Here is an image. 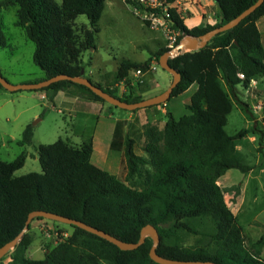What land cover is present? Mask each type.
Instances as JSON below:
<instances>
[{
  "label": "trees",
  "instance_id": "16d2710c",
  "mask_svg": "<svg viewBox=\"0 0 264 264\" xmlns=\"http://www.w3.org/2000/svg\"><path fill=\"white\" fill-rule=\"evenodd\" d=\"M257 1L217 0L221 21L204 28L189 29L185 19L170 10L174 29L183 33L177 45L188 35L199 37L227 24ZM12 6L18 8L17 25L36 46L34 62L46 73L43 80L62 74L80 76L84 70L83 50L96 46L106 0H63L61 5L54 0H0L2 46H6L2 13ZM82 15L88 18L89 28L80 39L74 26ZM263 17L264 3L240 25L213 38L206 48L170 60L182 76L172 98L198 85L189 105L191 114L177 119L168 111L163 148L160 150L150 143L146 148L148 156L136 153L135 139L126 137L123 142L117 126L115 135L119 139L111 147L123 149L128 170L126 181L92 162V142L75 147L59 139L53 144L40 145L41 173L16 176L25 165L26 153L12 162L0 161V248L21 234L30 213L48 211L85 222L128 243L139 242L142 229L153 225L161 238L158 253L169 259L264 264L261 258L264 235L251 247L246 245L243 227L226 202V190L219 184L231 169L243 174L251 170L238 156L236 147V141L248 131L231 136L226 126L237 99V86L264 77V41L258 25ZM170 50L163 49L157 59ZM139 67L142 66L125 61L117 78L124 80L131 70ZM96 85L123 101H143V97H119L110 88ZM39 91L51 102L59 92L65 91L107 103L89 88L67 80ZM252 132L259 135L264 157V127L255 126ZM33 137L34 128L29 125L19 143L31 144ZM155 158L161 159L160 166H155ZM205 218L215 225L216 239L220 241L217 250L193 253L171 243L177 230L192 231L188 221ZM68 226L72 234L41 260L27 257L32 240L26 232L9 264H100L103 260L109 264H158L150 257L151 238L137 250L124 251L82 228Z\"/></svg>",
  "mask_w": 264,
  "mask_h": 264
},
{
  "label": "rangeland",
  "instance_id": "374dc122",
  "mask_svg": "<svg viewBox=\"0 0 264 264\" xmlns=\"http://www.w3.org/2000/svg\"><path fill=\"white\" fill-rule=\"evenodd\" d=\"M54 1L61 5L63 0ZM169 1L173 3L172 9L181 17L191 19L187 26L200 23L204 28L221 21L215 0ZM17 9L12 6L2 13L6 46L0 45V72L14 85L39 82L46 78V73L34 62L35 44L17 25ZM258 25L264 41V17ZM99 27L95 48L83 50L81 56L85 77L110 88L119 97H143V100L159 95L171 86L174 75L161 67L163 55L157 59L163 49H171L172 37L177 33L170 25L169 18L153 25L144 9H136L123 0H106ZM88 28V18L79 16L74 29L80 39L84 38ZM185 52L193 51L187 49L181 54ZM125 61L142 67L131 70L128 77L120 80L117 78L118 70ZM138 69L142 70L144 76L136 74ZM223 85L229 92L224 82ZM197 89L198 85L194 84L188 91L166 103L136 111L123 110L109 103H104L105 108L101 110L85 104L78 106L77 114L72 115L66 106L58 103L61 98L51 102L42 98L41 91L10 92L0 87V161L12 162L26 153L25 165L16 172V176L41 173L40 145L63 139L72 146L81 147L94 141L92 162L126 181L128 170L123 149H113L111 143L118 141L119 137L123 142L126 137L133 138L136 153L141 156H148L146 148L150 143L162 150L167 112L177 119L191 114L189 105ZM29 125L34 128L33 141L21 145L19 142L23 139V132ZM117 126L119 137L115 135ZM255 126L264 127V77L237 86V99L226 126L231 136L242 130L248 131L236 141V147L238 156L251 170L243 174L231 169L219 180L226 190L225 199L229 208L243 227L248 247L264 235V157L260 152L259 135L252 132ZM153 160L155 166H160L161 159ZM135 183L139 187V180ZM188 224L192 231L177 230L171 243L193 253L213 252L219 248L220 241L216 239L215 225L211 220L194 219ZM28 234L32 243L26 255L41 260L60 241L68 238L72 229L66 224H56L47 219L34 220ZM148 238L152 239V235H148ZM13 252L11 250L2 257L0 264H9ZM261 258L264 260V247ZM100 264L109 263L103 260Z\"/></svg>",
  "mask_w": 264,
  "mask_h": 264
},
{
  "label": "water",
  "instance_id": "95a60500",
  "mask_svg": "<svg viewBox=\"0 0 264 264\" xmlns=\"http://www.w3.org/2000/svg\"><path fill=\"white\" fill-rule=\"evenodd\" d=\"M215 1L217 2V0ZM263 3H264V0H258L254 5L249 7L247 10H245L243 13H241L239 16H237L232 21L218 28H215L214 30L202 36L196 37V36L188 35L185 38H183L176 47L172 48L169 52L165 53L161 58V67L165 71L174 75V81L171 84V86L163 93L153 96L151 98L145 99L140 102L131 103V102L123 101L120 98H117L116 96L106 92L103 88L97 86L90 79L85 77L84 70L82 71L80 76H71L67 74H62V75L54 76L52 78H48L46 80H42L39 82L29 83V84H20V85L11 84L8 80H6L3 77V75L0 72V84L2 87H4L10 92L39 91V90H43L44 88L50 87L54 83L67 80V81H71L73 83L80 84V85H83L89 88L93 93L101 97L107 103L117 108L123 109V110L136 111V110L143 109V108L158 106V105L168 102L172 98L173 91L178 86L182 78L181 73L175 70L171 66L170 58H174L178 56L184 50H187V49L191 51H199L201 49L206 48L213 38L240 25L248 16H250L260 6H262ZM37 218H44L50 221H55L58 223L82 228L89 233L97 235L100 238H103L111 242L112 244L116 245L117 247H119L121 250H124V251L137 250L139 247L145 244L148 238V235H152L153 246L150 250V257L154 262L158 264H219L213 261L174 260V259H169V258H165L161 256L158 253V247L161 243L160 234L153 225H147L146 227L142 229L139 242L128 243V242H124L116 238L115 236L103 230H100L96 227L88 225L85 222L75 220L72 218H68L66 216L48 212V211H34L30 213L28 220L26 222V227L21 232V234L17 236L11 242L4 245L2 248H0V259L4 257L5 255H7L11 250H14L17 247V245L22 240L25 233L28 232L31 223Z\"/></svg>",
  "mask_w": 264,
  "mask_h": 264
},
{
  "label": "built area",
  "instance_id": "2783aa9c",
  "mask_svg": "<svg viewBox=\"0 0 264 264\" xmlns=\"http://www.w3.org/2000/svg\"><path fill=\"white\" fill-rule=\"evenodd\" d=\"M124 2L130 4L136 9H144L146 15L151 19L153 25L161 23L162 20L169 18L170 25L173 27V22L170 16V10L173 8V3L169 0H123ZM174 37H172L171 49L177 46V41L180 36L183 34L179 31H176ZM136 74L143 75L141 69L136 71ZM144 76V75H143Z\"/></svg>",
  "mask_w": 264,
  "mask_h": 264
},
{
  "label": "crops",
  "instance_id": "0c3cea01",
  "mask_svg": "<svg viewBox=\"0 0 264 264\" xmlns=\"http://www.w3.org/2000/svg\"><path fill=\"white\" fill-rule=\"evenodd\" d=\"M181 0H177V3H179ZM216 2V1H215ZM175 6H177L176 2H174ZM217 4V3H216ZM187 9V8H186ZM191 19H187L185 18V25L187 26L188 24V21H190ZM193 20V19H192ZM200 21V20H199ZM199 23V22H197ZM201 27L203 28V25L201 26L200 23L199 24H194L190 27V26H187L189 29H192L194 27ZM200 25V26H199ZM206 27V26H205ZM42 93V98L43 99H48L46 94L41 92ZM61 98V99H60ZM60 99V101L58 103H60L63 107H67L68 111H69V114H72V115H75L77 114L76 113V109L78 108V106L80 105H91V106H95V107H99L100 110L101 109H104L105 108V104L103 102H100V101H96V100H90V99H87V98H83L81 96H78L76 94H73L71 92H65V91H61L57 94L56 98L54 101ZM67 100V101H65ZM98 110V109H97ZM94 142V141H93ZM92 142V143H93ZM94 144V143H93ZM94 152H95V145H94ZM94 154V153H93Z\"/></svg>",
  "mask_w": 264,
  "mask_h": 264
}]
</instances>
